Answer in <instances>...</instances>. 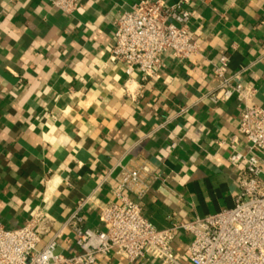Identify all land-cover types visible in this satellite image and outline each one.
<instances>
[{"label":"crops","instance_id":"1","mask_svg":"<svg viewBox=\"0 0 264 264\" xmlns=\"http://www.w3.org/2000/svg\"><path fill=\"white\" fill-rule=\"evenodd\" d=\"M52 0H0V225L24 226L44 208L51 237L77 203L84 226L104 230L98 206L113 194L122 168L148 185L135 200L155 228L202 218L233 206L247 152L235 99L213 102V66L228 60L264 109V0H162L193 12L189 31L199 48L176 60L166 51L156 75L142 79L110 61L113 22L139 0H78L63 13ZM43 240V241H44ZM190 236L172 249L186 263ZM57 252L75 253L69 228ZM110 253L95 264H159Z\"/></svg>","mask_w":264,"mask_h":264},{"label":"built area","instance_id":"2","mask_svg":"<svg viewBox=\"0 0 264 264\" xmlns=\"http://www.w3.org/2000/svg\"><path fill=\"white\" fill-rule=\"evenodd\" d=\"M51 3L71 14L78 0ZM193 16L180 2L166 6L162 0H139L113 22L110 61L122 64L128 75L136 70L142 79H149L160 70L166 51L176 60L191 57L199 48L189 31ZM227 66L225 56L213 66L215 85L209 98L213 102L235 99L240 105L238 132L247 152L231 145L230 163L242 166L232 207L157 229L142 216L138 203L124 195L141 199L148 187L144 174L122 168L113 189L118 202L98 206L104 230L84 226L80 215L84 199L61 230L44 240L54 223L42 207L20 228L0 225V264H95L98 257L110 253L128 261L149 255L159 264H264V109L252 102L254 87L241 83L240 72L227 75ZM64 228L71 230L77 248L69 255L56 251ZM179 232L190 236L186 263L172 249Z\"/></svg>","mask_w":264,"mask_h":264}]
</instances>
